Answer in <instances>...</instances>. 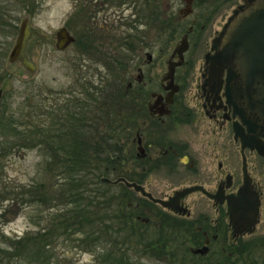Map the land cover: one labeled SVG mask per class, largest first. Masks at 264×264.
Here are the masks:
<instances>
[{"label": "flooded vegetation", "instance_id": "flooded-vegetation-1", "mask_svg": "<svg viewBox=\"0 0 264 264\" xmlns=\"http://www.w3.org/2000/svg\"><path fill=\"white\" fill-rule=\"evenodd\" d=\"M88 1L91 11L85 13L94 16L91 25L98 26L105 37V48L99 49L100 62L104 68L107 63L114 65L113 69L108 67L110 78L104 79L106 75L96 71L97 82H90L88 74L82 73V80L76 82L83 81L80 88L85 89L66 93L63 100L49 103V109L63 110L60 124L68 132L69 114L75 108L80 116L85 113L96 118L100 104L86 102L92 97L107 100L109 162L113 165L110 176L99 180L110 190L92 192L95 264H179L182 254L189 264H264V156L241 147L234 127L245 128L223 95L225 71L218 75L210 66L219 49L216 39L247 1L124 0V8L118 11L120 15L127 12L128 33L120 42L111 35L109 23L118 17L111 0ZM225 14L220 31H212L209 49L198 68L200 77L189 96L186 89L191 90L194 60L186 56L189 44L193 36H202L206 24L221 20ZM148 25L154 27L156 42L147 39ZM164 35L178 39L186 35L188 47L182 63L176 66L175 42L169 56L161 60L163 71L152 75L147 66L152 55L162 52ZM122 40L124 58L116 49ZM153 46H159L157 53ZM122 62L125 69L117 73L115 67ZM86 88L96 94L86 95ZM117 98L126 108L121 126L115 118ZM85 106L90 107L87 112ZM105 120L92 122L95 134ZM79 123L78 130L81 125L83 132V118ZM47 129L54 130L52 126ZM83 143L84 137L81 149L87 147ZM117 146L121 147L118 153ZM230 146L238 149V159ZM102 178L110 182H102ZM120 185L124 188L121 191L111 190ZM190 196L194 198L187 204Z\"/></svg>", "mask_w": 264, "mask_h": 264}, {"label": "rangeland", "instance_id": "rangeland-1", "mask_svg": "<svg viewBox=\"0 0 264 264\" xmlns=\"http://www.w3.org/2000/svg\"><path fill=\"white\" fill-rule=\"evenodd\" d=\"M5 1L9 4L8 6H14L12 9L9 7L10 15L11 19L17 18V20H15L16 32L14 35L0 32V48L2 49L0 52L7 49L4 60L0 62V90L3 92L0 104V192L3 195V199H0V264H26L27 261L22 262L26 256V250L22 246L29 249L35 247L34 239L39 236L38 231L44 226L52 227V217L60 213V210L65 209L67 201L65 192L58 191L54 187L57 185L58 178L55 177L57 175L52 174L50 166L45 164L46 160L47 163L54 161L51 154L45 153L49 146L37 142L33 126L51 122V118L60 119L57 112H50L49 103L63 100L66 93L70 94L71 91L72 93L75 91L73 94H77L78 89H85L80 88L83 81L76 82L82 73L88 74L87 78L90 79L88 81L97 82L99 76L96 71L102 77L106 75L104 79L110 78L107 74L108 67L113 69L114 65L107 63L104 68L100 62L102 58L100 51L105 48V44L102 42L105 37L104 32L96 29L98 26L91 25V22L95 20L94 16L92 18L91 15H88L89 13H85L87 9V11H91L87 4L88 0H26L25 4L28 6V10L24 7L26 5L15 4L17 0ZM123 1L111 0L113 9L118 12L116 14L118 17H114L109 24L112 26L111 35L115 34L118 42L128 33L125 26L127 12L122 11V15H120L121 13L118 11L120 8H124ZM230 10H227L226 13ZM27 15H30V29L35 32L26 42L24 52L35 66V72L31 76L26 74L20 64H7L8 53L15 42L19 25ZM226 17L227 14L222 18L223 20L212 22L208 26L206 24L209 32L206 30L201 34L202 36H199L200 34L193 36L192 42L189 44L190 48L186 56L187 58L191 56L190 60L194 59L192 80L188 86L191 90L186 89L189 96L194 90L195 82L200 77L198 68L203 62V54L209 49L212 31L216 29L220 31ZM148 26L150 29L147 39L152 43L156 42L154 27ZM62 27H65L69 34L75 38V42L66 49L58 51L55 48V33ZM177 39L178 36L164 35L163 43L160 46L163 47V50L158 54L154 53L158 52L159 46H153L154 53L152 54L154 55H152L151 63L147 66L152 75L163 71L161 60L169 56V51ZM123 41L116 45L117 53L120 52L123 55L121 58H124L125 54L122 51L124 49ZM123 64L122 62L120 65H116L117 73L119 70L125 69ZM9 118L17 124V133L25 129L31 131L30 141L36 146L20 152L15 151V148L6 152L7 147L13 146V144L19 145L17 133L13 132L8 135L4 132L3 126L8 123ZM53 127L56 128V126ZM229 150L233 152V157L239 158V151L236 147L230 146ZM211 151L213 155L216 153L214 148H211ZM122 189L124 188L120 185L112 187L111 190L121 191ZM193 198V196L188 197L187 204ZM49 219L50 221H48ZM24 235L26 240L17 245L15 241L20 238L22 240ZM49 237L51 242L46 247L48 248L46 249L48 259L44 258L45 262L43 260L41 264H95L93 243L86 247L80 242L64 241L61 239L62 237L53 238L54 234H50ZM184 256L182 254L179 264H189L188 260L183 259Z\"/></svg>", "mask_w": 264, "mask_h": 264}, {"label": "trees", "instance_id": "trees-1", "mask_svg": "<svg viewBox=\"0 0 264 264\" xmlns=\"http://www.w3.org/2000/svg\"><path fill=\"white\" fill-rule=\"evenodd\" d=\"M25 1L26 0H17L15 4L21 3L22 6H24L26 5ZM6 2L7 1L5 0L0 1V32H6L7 34L11 33V35H14V32H16L15 20H17V18L14 20L11 19L12 16L10 15V10L14 6H8L9 4ZM9 7L11 9H9ZM24 7L28 10L27 5ZM22 10L25 11L23 8ZM6 51L7 49H4V51L0 52V62L4 60ZM85 93L86 95H90V97L96 94L95 92H89L88 88H86ZM118 94H120L119 90ZM116 101L115 118L117 126H121L124 122L126 108L120 98H117ZM86 103H90L91 105L94 103L100 104V113L98 117L94 118L93 115H85L84 112V116L83 114L80 116L77 113V108H75L74 113L69 114L70 123L67 125L68 132L63 131V124L55 123V121L61 119L51 118L50 121L52 124L44 122L40 126H33L37 135V142L39 141L42 145L49 146L48 149L45 150V153L47 152L48 154H51L50 156H52L54 161L47 163L46 160L45 164H48V167L50 166L49 168L52 174L57 175L55 177L58 178V181L56 182L57 185L54 187L58 191L65 192L67 195V201L64 207L65 209L60 210V213L52 217V227L49 225L48 228L47 226H44V228L38 231L39 236L34 239L36 246L31 247L30 249L22 246V248L26 250V256L22 262L27 261L26 264H41V261H43L44 258L48 259L46 250L48 248L46 247H48L49 242H51V238L49 237L50 234H54L53 238L62 237L61 239H64V241L69 240L70 242H80L86 247H88L90 243H93L94 233L92 230V209L95 204L93 203L94 196H92V192L110 190V187L107 184H103L99 180L101 177L110 176L113 164L109 162L111 157L109 134L111 124L108 119L110 112L107 100L105 101L102 98L96 100V98L92 97L91 100H88ZM84 108L85 112L90 109L89 106H85ZM92 110L93 108H91V111ZM62 111L63 110L57 112L58 116H61ZM103 111L106 113L105 116L103 115ZM81 118H83L84 121L83 132L81 131V128H83L81 125L80 130H78ZM105 118L108 119V121L105 120ZM95 119L100 122V124L103 123L104 120L106 121L98 134H95L94 130L92 131V128L96 126L92 123ZM16 125L17 124L9 118L8 123H5L3 126L4 132L8 135L13 132L17 133ZM48 126H57L58 129L53 127L54 130L51 131L50 129L49 131L47 129ZM30 134L31 131L29 129L19 131L17 133L19 145L13 144V146L11 145L12 147H7L6 152L12 151L14 148L15 151L20 152L36 146L35 143H33V145L30 141ZM118 135L121 134L118 133ZM83 137L85 139V143H83L84 147H87L81 149L80 143ZM117 142H119V138L117 139ZM88 145H94L97 147L90 148ZM116 150V153L120 152L121 147L117 146ZM0 199H3L2 192H0ZM48 221H50V219ZM24 237L26 236L24 235L22 240L20 238L15 241L17 242V245L26 240ZM12 247L15 248L14 245H12Z\"/></svg>", "mask_w": 264, "mask_h": 264}, {"label": "water", "instance_id": "water-1", "mask_svg": "<svg viewBox=\"0 0 264 264\" xmlns=\"http://www.w3.org/2000/svg\"><path fill=\"white\" fill-rule=\"evenodd\" d=\"M246 1L228 20L221 36L216 39L219 49L211 57L210 66L218 75L225 71L223 95L232 107L234 116L245 128L244 131L240 126L234 127L241 147L255 149L260 156H264V0ZM29 21L28 15L21 21L15 42L8 53L7 64L18 63L31 76L35 67L24 53L26 42L34 34ZM55 39L58 51L74 43V37L65 28L57 30ZM187 47V38L183 35L173 49V53L178 54L176 66L182 63V55ZM1 97L2 90L0 103ZM101 181L110 182L105 178Z\"/></svg>", "mask_w": 264, "mask_h": 264}]
</instances>
